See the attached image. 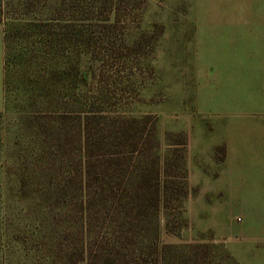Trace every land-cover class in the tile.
<instances>
[{"label": "rangeland", "instance_id": "374dc122", "mask_svg": "<svg viewBox=\"0 0 264 264\" xmlns=\"http://www.w3.org/2000/svg\"><path fill=\"white\" fill-rule=\"evenodd\" d=\"M68 2L40 23L54 97H40L44 64L24 72L17 41L7 63L0 264H158L162 245L176 264L195 244L211 246L207 264H264V0ZM84 111L137 141L100 148L88 183Z\"/></svg>", "mask_w": 264, "mask_h": 264}, {"label": "trees", "instance_id": "16d2710c", "mask_svg": "<svg viewBox=\"0 0 264 264\" xmlns=\"http://www.w3.org/2000/svg\"><path fill=\"white\" fill-rule=\"evenodd\" d=\"M68 1L69 0H0V23L4 24V90L6 84L5 74L7 70V63L8 61H10V57L11 59H13V56L11 54L13 51L12 44L14 41H17L18 46L16 49L18 50V55L21 58L23 67H25L24 72H27L29 70V64H34L38 61L39 63H42V65L44 64L43 67H41L42 75H38V77L42 76V80L39 81L38 87L40 97L44 99L50 98V96L52 95L54 97L55 85L51 82L52 75H54V69L48 65L49 63H46L47 61L53 62L52 60H54V55H52L53 43L52 41L47 39H51L52 30H44V26H42L40 23L43 20L42 17L53 19L59 12L57 11L58 6L70 4ZM62 58L65 59L64 55H62ZM65 62H67L66 59L65 61H61L60 65L57 64V67L55 68H62L64 65H62L61 67V64H65ZM49 78L50 82L48 83ZM66 104L68 103H63V105H61L62 110L59 115L62 116V118H68V116H71L73 114L65 111ZM87 105V103H84V105L82 106H84L85 108V106ZM89 112L90 111H84L83 116L79 115L82 124L81 135L85 146L84 153L86 156V162L84 174L87 179V183L90 182L91 177V169L89 167L92 161L90 160L97 159L98 161H100L101 158H104L106 156L105 151H101L102 149L100 148L107 147L106 150L114 151V148L118 147L119 145L117 144L118 140L121 138H125V140L128 141L133 139V148L137 146V141L135 140L136 135L134 137L129 136L128 134V131L130 130L129 127H125L120 124L118 125L117 121L115 120H109V124L106 120V128L102 125L99 126L98 124H102V117L98 116L97 112H94V114H91V112ZM104 130H107V133L104 132ZM97 150L100 152L97 153ZM88 187L90 188L89 185ZM89 199L90 197L88 198V200ZM162 202L164 203V201ZM159 203H161V199ZM85 204L86 202L83 203V205L87 206V209L90 210L94 203L91 199V203H87V205ZM121 211H123V214L121 213L123 219L126 220H123V223H126L129 220L131 223L132 221L136 220L130 219L129 211L126 208L122 209ZM127 231L129 232L130 229ZM116 233H118V236H116L118 240H120L119 242H122L124 245H126L125 240L129 237V235H127L125 230H123V227L121 226L120 231ZM202 245L195 244L188 247L178 246L176 248V251H178L177 257L179 256L180 259H175L176 264H186V262L187 264H207L205 258H202V260L199 261L198 253L200 251L199 249H203V247H209L211 249V246L205 244L203 246ZM171 249L172 246L169 245H162L161 247L158 246V264H170V259H168V256ZM122 250L124 251L120 253L121 256L123 255L125 257V260L129 256H133L126 247H122ZM139 252H144L140 253L141 259L144 258V254H148V257L151 255L148 251V248L141 249ZM182 253L186 256V261L183 259L184 255ZM108 254L111 255L110 252H108ZM111 260L112 257L106 259L107 262ZM210 262L212 263V261Z\"/></svg>", "mask_w": 264, "mask_h": 264}, {"label": "crops", "instance_id": "0c3cea01", "mask_svg": "<svg viewBox=\"0 0 264 264\" xmlns=\"http://www.w3.org/2000/svg\"><path fill=\"white\" fill-rule=\"evenodd\" d=\"M3 29V28H2ZM4 29H3V54H2V65H3V81H2V94H3V102H2V106L0 107V111L3 109L4 107Z\"/></svg>", "mask_w": 264, "mask_h": 264}]
</instances>
